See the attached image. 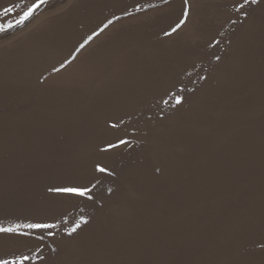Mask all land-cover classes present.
I'll return each mask as SVG.
<instances>
[{"label":"rangeland","instance_id":"374dc122","mask_svg":"<svg viewBox=\"0 0 264 264\" xmlns=\"http://www.w3.org/2000/svg\"><path fill=\"white\" fill-rule=\"evenodd\" d=\"M35 3L0 0V220L60 227L44 242L0 234V253L39 244L46 260L28 264H264V3L245 18L233 0H188L175 32L184 0H48L19 24ZM213 16L224 23L209 37ZM212 108L240 131H209ZM120 138L131 143L102 151ZM61 152L74 163L66 179L48 167ZM97 179L91 201L48 192ZM80 216L88 224L69 237Z\"/></svg>","mask_w":264,"mask_h":264},{"label":"snow or ice","instance_id":"6c2138e0","mask_svg":"<svg viewBox=\"0 0 264 264\" xmlns=\"http://www.w3.org/2000/svg\"><path fill=\"white\" fill-rule=\"evenodd\" d=\"M48 0H39V3L32 4L30 7H28L27 11L23 13V16L18 21L19 24H23L26 20L31 18V16L34 14L35 10L40 7L41 4L47 3ZM264 3V0H233V10L237 13H240L245 18H247L251 14V6L252 5H261ZM185 4V11L183 13V18L180 20V22L172 28V32L177 31L183 24L187 22L188 17V0H184ZM141 9L137 7V11H140ZM12 8H4V12L10 13L12 12ZM236 21H232V23H235ZM109 24L112 23V21L108 22ZM8 27H12V25H9ZM108 24L104 25V28H107ZM104 29H100V31H103ZM6 31L5 27L0 25V32ZM166 35H170L171 33H165ZM93 35H98V33H94ZM93 37L90 36L85 41V44L90 41ZM218 43V42H217ZM85 44H81L80 47L83 48ZM217 60H219V57H216ZM206 79V77H204ZM180 91H183L181 89ZM175 104L180 105L184 102V97L176 95L175 93L172 94ZM111 127L113 129H116L119 127V124H112ZM131 141L120 138L117 143H109L106 148L102 149V151H110L113 148H118L121 145H129ZM96 171L100 173H104L107 175H114V173L107 167L101 166L99 164L96 165ZM100 183V180L97 179L95 183H92L91 185H81V184H64L60 186L50 187L48 188V192L51 193H57L61 194L68 198H84L87 201H91L94 198V189H96L97 185ZM109 192L112 191L111 188L108 189ZM63 222L66 224L67 220L62 218ZM88 219H86L84 216H80L77 219H74L72 222V226L70 228H65L64 231L66 234L71 237L73 234L77 233L79 229H81L82 225L88 224ZM60 227L59 223L55 222H45V221H35V222H26V223H15L10 226H6L4 221L0 220V234H11L21 237H30L34 238L37 241L44 242L46 240V237H54L56 235L55 231H51L52 229H58ZM23 229H30V230H36V231H23ZM50 250L52 252L57 251L55 247H52L49 245ZM260 247L264 248V244H261ZM3 248V245H0V249ZM33 260H39V261H45L46 258L43 255V249L38 244L34 249H28L27 252H20L15 259H8L6 254L0 253V264H28V262H31Z\"/></svg>","mask_w":264,"mask_h":264},{"label":"bare ground","instance_id":"6f19581e","mask_svg":"<svg viewBox=\"0 0 264 264\" xmlns=\"http://www.w3.org/2000/svg\"><path fill=\"white\" fill-rule=\"evenodd\" d=\"M235 14L238 15L239 13L235 12ZM214 19L217 23L215 28H214L216 31H215V34H212L209 37L218 36L221 33V24L224 23V22L220 23L218 21V19L215 17H214ZM218 26H220V28H218ZM206 89L209 92L214 93V95H217L218 90H220L219 87L214 88V87H210V86H207ZM7 110H8L7 108H0V113L5 112ZM210 111L214 113L215 119L210 121V123L208 125V130L213 132L218 138L225 137L229 133L236 134L240 131L241 127L239 125H233V124H230L229 122L222 121V120L218 119V116L220 115V111L217 108H212ZM256 130H257V127H253L251 130H249V136L251 139H254L256 137V135H255ZM237 138L239 141L246 140L245 135H239V136H237ZM59 156L61 158V162L59 164L54 163V162H49L48 167H49L51 173L59 174L60 176H62L63 178L66 179L67 172L71 168H73L74 163L67 159L65 152H61L59 154ZM64 184H67V182L66 181H64L62 183L52 182V183L48 184L47 187L50 188V187L60 186V185H64ZM60 196H63V195L60 194ZM63 197H65V196H63ZM175 247L177 248L176 241H175ZM168 249L169 250L171 249V247L169 245H168Z\"/></svg>","mask_w":264,"mask_h":264}]
</instances>
